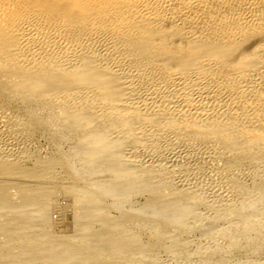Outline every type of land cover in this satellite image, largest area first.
<instances>
[{"label": "bare ground", "instance_id": "6f19581e", "mask_svg": "<svg viewBox=\"0 0 264 264\" xmlns=\"http://www.w3.org/2000/svg\"><path fill=\"white\" fill-rule=\"evenodd\" d=\"M24 3L0 18V105L9 108L0 120H17L14 101L35 107L18 122L47 123L38 135L46 153L28 154L36 172L16 175L55 188L0 204L1 213L32 223L10 225L21 228L26 249L22 262L2 264H167L161 253L169 262L193 256V240L180 239L191 230L225 241L216 250L228 259L222 263L238 264L246 253L240 264H259L264 0ZM18 122L4 121L2 132L28 134ZM4 139L0 161H12ZM62 164L66 179L55 172ZM58 194L72 200L69 233L51 231Z\"/></svg>", "mask_w": 264, "mask_h": 264}, {"label": "rangeland", "instance_id": "374dc122", "mask_svg": "<svg viewBox=\"0 0 264 264\" xmlns=\"http://www.w3.org/2000/svg\"><path fill=\"white\" fill-rule=\"evenodd\" d=\"M5 2V0H0V18H2L1 16H5V11H8L9 12V8L10 7H18L19 5L20 6H23V4H25L24 2H30L31 0H6V2H5V4H6V6H7V2L9 3V4H11V5H8L7 7L5 6V4L3 3V2ZM2 2V3H1ZM20 2V3H19ZM16 4V5H15ZM46 4V3H45ZM18 5V6H17ZM49 5V4H48ZM51 6H53V5H49V7H51ZM3 7V8H2ZM4 7H5V9H4ZM46 7H47V5H46ZM1 8H2V11H1ZM4 9V10H3ZM18 104H17V103ZM1 103V105L4 103V101H1L0 102ZM7 103V102H6ZM29 102L27 101V103L26 102H24V103H22L21 101H14L13 103H10V105L11 106H9L11 109L9 110L10 111V116H11V118H14L15 116H14V114H16V111H17V114L19 115H16L17 117V122H18V117H20V115L22 114L21 112H28V110L26 109V108H28V109H30L31 107H29V106H27V104H28ZM22 104V105H21ZM27 106H25V105ZM0 105V109H2V110H7V109H9V108H6V106L4 105V106H1ZM20 105V106H19ZM21 108H19V107ZM35 107H33L32 106V108L30 109V110H32V109H34ZM37 108H39V107H37ZM24 109L26 110V111H24ZM22 110V111H21ZM35 110V109H34ZM8 114H9V112H8ZM15 120H10V122H9V119H7V120H4L5 121V123H7V126H10L12 123L14 124V122L16 123V121ZM4 121L3 120H0V137L2 138V140H1V138H0V140L3 142V137H5L6 136V138L4 139V141H6L5 143H7L8 141V144H7V146L9 145V143H10V141L12 142L8 147V149L10 150L11 148L10 147H13L12 149V151H13V153H15L13 156H15L16 155V157H13V158H11L12 159V161L10 160V161H0V173L1 174H3V173H5L4 171H6V173L5 174H7L8 172L10 173H12L13 175H9V177L8 176H6V175H0V193L2 194H0V204H1V206H9V207H13V206H18V205H20V202L23 200V199H26L27 200V198L30 196L29 195V193H32V191H30V190H35V189H45V188H48V189H46V190H44V191H47V192H49V191H54L53 190V188H55V187H53V186H51V183H49V181L48 182H46V186L45 185H41V181H38V180H35L34 181V179L33 178H29V177H27L26 178V176H20L19 177V175H18V177H19V179H18V177H17V175L16 174H19V173H17V172H21V173H28V172H33L34 171V163H33V161L34 160H31V158H30V160H29V157H31V155H28V154H31V152H32V154L34 155V156H44L45 155V153H46V145H47V139L45 138V135H43V137H42V135H41V137H38V135L39 134H41L42 133V130H44L43 131V134H45L44 132H48V131H46V124L47 123H43V122H36L35 124H33V123H30V122H28L27 124H26V126H25V123L24 122H18L17 124H21L22 126H23V129H24V131L26 130V129H29V131H28V134L27 133H25V135L24 134H22V133H18V136H20V137H18L17 136V134H15V136H14V134H10V135H5L2 131V129H3V127L4 126H6V124L4 123ZM7 121V122H6ZM12 121H14V122H12ZM2 122V123H1ZM4 123V124H3ZM23 123V124H22ZM9 124V125H8ZM41 125V126H40ZM43 125V126H42ZM43 127V128H42ZM2 128V129H1ZM31 128V129H30ZM40 129V131H39V129ZM42 129V130H41ZM48 130V129H47ZM2 134H4L3 136H1ZM10 136H11V138H10ZM14 136V137H13ZM8 138V139H7ZM13 138H17L16 140L15 139H13ZM22 139V138H24L25 139V141H24V139L23 140H20V139ZM43 138V139H42ZM8 141H7V140ZM29 139V140H28ZM18 140H20L19 142L20 143H18ZM15 141V142H14ZM22 141L23 142H25V143H23V145H22ZM17 142V143H16ZM15 143V144H14ZM14 144V145H13ZM17 144V145H16ZM22 145V146H19V145ZM25 144V145H24ZM16 146V147H15ZM65 146H66V144H65ZM64 145H63V150H65L66 149V147H65ZM1 147V146H0ZM69 147L70 148H74V145H69ZM16 149V151H15V149ZM24 148V149H23ZM27 150V152H25L24 154L26 155V156H24L21 152L22 151H26ZM41 150V151H40ZM11 151V150H10ZM11 151V152H12ZM16 152H19V153H16ZM29 152V153H28ZM21 154V155H20ZM20 156V157H19ZM22 156V157H21ZM24 156V157H23ZM17 157H19V158H17ZM16 159V161H19V162H16V161H14ZM3 162V163H2ZM5 162V163H4ZM7 162V163H6ZM9 162H10V165H9ZM15 162V163H14ZM11 163L13 164V165H11ZM2 164V165H1ZM6 165V166H5ZM14 166V167H13ZM58 167V168H57ZM55 169V172H57L58 174H60V178H64V179H66L67 178V176H66V169H65V165L64 164H62V165H60V167L59 166H57ZM24 168V169H23ZM4 171H3V170ZM6 169V170H5ZM10 171H9V170ZM14 169V170H13ZM22 169V170H21ZM8 170V171H7ZM25 170V171H24ZM13 171H15V172H13ZM34 172H36V170L34 171ZM23 173V174H24ZM16 175V176H15ZM10 176H12V177H10ZM25 177V179H22V178H24ZM4 179V180H3ZM11 179V180H10ZM30 179V180H29ZM6 180V181H5ZM20 180V181H19ZM25 180V181H24ZM33 180V181H32ZM10 183H9V182ZM19 181V182H18ZM8 182V183H7ZM12 182V183H11ZM2 183H3V185H2ZM24 184L27 186H24ZM8 185H11V186H8ZM23 185V186H22ZM31 185V186H30ZM6 186H8V187H6ZM29 186V187H28ZM37 186V187H36ZM39 186V187H38ZM6 188L8 191L7 192H5L6 191V189H4V188ZM10 188V189H9ZM19 188V189H18ZM11 190V191H10ZM21 190H22V192H21ZM24 192H26V194L24 193ZM9 193V194H8ZM17 193L20 195V197H19V195H17ZM4 194H7V195H4ZM17 195V196H16ZM21 195H22V197H21ZM2 196V197H1ZM5 196V197H4ZM34 196V195H33ZM32 196V197H33ZM9 197V198H8ZM6 198H7V200H6ZM13 198V199H12ZM44 199V198H43ZM19 200H21V201H19ZM54 200H55V202H54V204L53 205H51L52 207H51V209H49V214H50V217H49V219L51 220V231H53V232H58V231H61V232H63V233H69V232H71V230H72V227H73V209H71V208H73V206H72V200H71V198H69V197H67V196H63V195H61V194H58V195H55V197H54ZM137 200V201H136ZM135 201L136 202H142L143 200H144V198L142 197H139V198H137ZM42 201V200H41ZM13 202V203H12ZM15 202V203H14ZM5 203H8V205L7 204H5ZM12 205V206H11ZM0 206V231H2V232H4V230H7V233H5V234H3V233H1L0 234V264H2V263H11V262H14L15 260V262H22V260H19L18 258H17V256H18V254H21L22 253V251L24 250V249H26V248H24V249H22V251H21V246L22 247H24V245H23V243L22 244H20L17 240H19L20 238H23V234H20V232H18L19 231V229H21L20 227H12L11 229H10V227L11 226H15V225H18L17 223L20 221V220H22V221H26V222H28V224L30 223V224H32L31 222H29V220H26L25 218H24V216H19V215H17V214H14V213H10V212H8V213H1V211H3V207H1ZM112 214H116V212H114L113 211V213ZM14 219L16 220V222H15V224L14 225H12V223H13V221H14ZM11 223V224H10ZM28 224H26V226H28ZM9 225V226H8ZM11 225V226H10ZM20 225V224H19ZM3 226H8V227H3ZM9 228V229H8ZM49 229V228H48ZM13 230H15V231H13ZM64 230V231H63ZM193 232V233H192ZM198 233V234H197ZM193 234H194V236H193ZM189 235V236H188ZM188 235H182L181 237H180V239H184L185 237V239L184 240H186L187 239V241L189 242V245L191 244L190 243V241L191 240H193V241H191L192 242V244L190 245L191 247L188 249V252H193V256L192 257H189V258H187V259H181V261H182V263H181V261H180V259H178V258H175V259H171L170 260V262H169V259L166 257V256H163V254L161 253V257H163V258H160V262L161 263H167V264H178L179 262V264H218V263H222V262H228V261H226V260H228V259H226L225 260V257H224V261L222 260V259H218L217 258V255L216 254H218L217 252H216V250H224L225 249V245H226V243H225V241L224 240H221V239H216L215 240V242L214 243H211L210 241V238H205V237H203L202 235H201V232L199 233V231H196L195 232V230L193 231V230H191L190 231V233L188 234ZM198 235H199V237H200V235L202 236V237H200V238H198ZM28 236H30V235H28ZM27 237V236H26ZM183 237V238H182ZM190 237H192V238H190ZM32 238H33V236H32ZM199 240V242H197L198 240ZM206 239V241L204 242L202 239ZM197 241H196V240ZM204 239V240H205ZM15 240V241H14ZM26 240H28V239H26ZM31 240V239H30ZM144 240H147V237H146V239H144ZM209 240V241H208ZM222 241H224V242H222ZM15 242H18V243H15ZM195 242V246L193 245V243ZM219 242V243H218ZM197 243V244H196ZM210 245L209 247H208V245ZM204 245V246H203ZM206 245V246H205ZM220 245L223 247V249L220 247ZM211 246H213L214 248H212ZM210 247H211V251L209 250L210 249ZM202 249V250H201ZM197 251V252H196ZM204 251V252H203ZM209 251V252H208ZM196 252V253H195ZM211 252V253H210ZM255 255V254H254ZM207 256H214L213 258H208ZM245 256H248V254L246 255V253H242V255H241V258H240V260L237 262L238 264H240V261H243L244 260V257ZM257 256H259V255H257ZM11 257V258H10ZM260 257H261V261L259 260V264H264V253L262 254V255H260ZM166 258L168 259V260H166ZM209 259V261H207V262H204L203 263V259ZM216 258V259H215ZM15 259V260H14ZM17 259H18V261H17ZM166 261H165V260ZM178 259V260H177ZM212 259V260H211ZM14 260V261H13ZM164 261V262H163ZM173 262V263H172ZM190 262V263H189ZM202 262V263H201ZM233 262H235V261H233ZM220 263V264H221ZM222 264H224V263H222Z\"/></svg>", "mask_w": 264, "mask_h": 264}]
</instances>
